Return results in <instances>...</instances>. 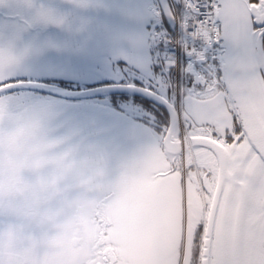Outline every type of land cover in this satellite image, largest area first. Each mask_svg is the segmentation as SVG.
Returning a JSON list of instances; mask_svg holds the SVG:
<instances>
[{
  "label": "snow or ice",
  "instance_id": "6c2138e0",
  "mask_svg": "<svg viewBox=\"0 0 264 264\" xmlns=\"http://www.w3.org/2000/svg\"><path fill=\"white\" fill-rule=\"evenodd\" d=\"M183 2L205 70H186L187 106L151 148L119 251L124 264H264V0Z\"/></svg>",
  "mask_w": 264,
  "mask_h": 264
},
{
  "label": "clouds",
  "instance_id": "9594fccd",
  "mask_svg": "<svg viewBox=\"0 0 264 264\" xmlns=\"http://www.w3.org/2000/svg\"><path fill=\"white\" fill-rule=\"evenodd\" d=\"M31 2V0H30ZM85 6L89 0H68ZM7 0H0L6 7ZM45 20L63 18L38 9ZM28 54L0 37V82ZM151 149L120 159L54 106L0 92V264H124L121 233L140 181L154 175ZM111 245L116 260L105 261Z\"/></svg>",
  "mask_w": 264,
  "mask_h": 264
},
{
  "label": "rangeland",
  "instance_id": "374dc122",
  "mask_svg": "<svg viewBox=\"0 0 264 264\" xmlns=\"http://www.w3.org/2000/svg\"><path fill=\"white\" fill-rule=\"evenodd\" d=\"M68 0H15L17 11L25 16L29 24L35 25L39 22L47 28L48 35H56L57 32L68 33L71 24L75 29L82 26L94 25L99 22V18L109 25V30L102 32L105 41L100 45H94L92 39L80 41L81 47L77 49L79 54L68 53L67 50H55L50 52V47L44 51L35 46V37H30L25 27L19 26L15 22V27L20 41L24 44L21 47L28 48V54L24 60L16 65L10 73L12 81L22 84L27 90H21V93H11L19 99H26L33 102L43 103L60 108H73V111L81 118L92 120L98 117V114L106 113V109H111V98L104 97L102 100L94 99L88 101L85 99L67 100L71 105H61L57 95L76 94L88 96L86 90L110 83V85L135 86L139 84L151 91L164 97L167 101L173 102L175 95L171 91L174 74L169 64L165 66L163 73L160 57L163 55L165 45L162 47L160 42L159 26L160 17L155 15L153 9H159L158 0H89L85 6H75L70 17H64L61 12L59 2L66 4ZM170 1V0H169ZM179 5L180 1L175 0ZM38 9H54V16L63 18V24H57L49 20L42 19L38 15ZM30 11V13H29ZM94 21V22H93ZM5 27L0 26V30ZM2 34H0L1 37ZM82 48V49H81ZM50 49V50H49ZM75 51V50H74ZM73 52V51H71ZM27 81V82H25ZM32 81H38L34 83ZM52 81L56 86L47 85ZM40 85L45 94H37L29 91L31 85ZM185 87L187 84L184 82ZM59 87V88H58ZM50 92V93H48ZM56 90L58 93L53 92ZM61 93V94H60ZM16 94V95H15ZM126 107L132 108V99ZM68 103V104H69ZM124 106V107H125ZM134 107V106H133ZM143 120L148 144L144 149L135 155L151 149L165 134L169 127L170 119L161 116L163 119V128L158 127V118L149 111L137 110ZM108 121H105L107 123ZM139 146V145H137Z\"/></svg>",
  "mask_w": 264,
  "mask_h": 264
},
{
  "label": "water",
  "instance_id": "95a60500",
  "mask_svg": "<svg viewBox=\"0 0 264 264\" xmlns=\"http://www.w3.org/2000/svg\"><path fill=\"white\" fill-rule=\"evenodd\" d=\"M158 3L160 5V9L163 12L165 20H167L169 27L171 28V30H173L175 27V20L173 19V13H172V9H170L169 1L168 0H158ZM193 81H194V77H193ZM29 84L31 85V88H29L30 90H33V91L42 90L40 85H34L31 83ZM118 88H124L123 90H126L127 92H131L134 94L137 93L141 95L142 97H145V99L147 98L151 100L152 102H154L155 104L163 106L164 109L167 111L168 117L170 119L168 128H171L174 126V124L178 123L173 106L167 103V101L163 97L159 96L158 94L152 92L149 89L145 90V89L136 88V87L130 88V87L124 86V87H118ZM27 89L22 84L16 83L8 91L27 90ZM66 98L69 99V97L67 96ZM81 98H83L82 95L80 97H76V99H81ZM71 99H74V98H71ZM185 105L187 106V100L185 101ZM59 110L62 112L63 121H65L67 126L69 127H76L78 125H83V123L87 121L96 123V124H93V127L86 126V127L81 128V130L85 135L89 136L91 139L103 145L107 149V151L111 154L113 165L117 164L122 158L133 156L134 154L133 146L131 144V140H129L133 136V134L131 132V129L129 128V123L126 120L124 121L123 119H120L119 117L114 118L112 117V115L109 116L106 113L98 114L99 115L98 117H94L92 120H87L77 115L75 111H73L72 107L71 108H60ZM100 117L108 118L109 121L103 124L102 121L99 120ZM119 130L121 132L116 134L115 132Z\"/></svg>",
  "mask_w": 264,
  "mask_h": 264
},
{
  "label": "flooded vegetation",
  "instance_id": "af4514ba",
  "mask_svg": "<svg viewBox=\"0 0 264 264\" xmlns=\"http://www.w3.org/2000/svg\"><path fill=\"white\" fill-rule=\"evenodd\" d=\"M59 3L61 4L60 5V7H61L60 10H61L63 16L66 17V18L70 17L69 15L71 14L72 10L75 9V6L69 4L68 1H66V4L63 3V2H59ZM15 4H16L15 0H7V6L6 7H0V26L2 28L5 27V26L7 27V28H4L3 30H0V34H2L1 37L18 36V34L20 32H17V29L15 27V22H18L19 26H23L24 27V25H25V21H26L25 19L26 18H25V16H22V14H20L17 11V7H16ZM49 12H51L54 15L55 10L54 9H50ZM153 12L156 14L157 9H153ZM39 24L42 26L41 28L35 27L31 31V35H33L36 38L35 46L37 48L41 47V48L44 49V48H47V45H49L48 47H50V48H54V46L56 48L65 47V42H64L63 38L66 39L68 41L67 43H69V44L71 42H73L72 41L73 38H74L73 27H72V29H69L68 33L57 32L56 35H48L47 28H51L52 25L49 24V26L44 27L41 22H39ZM70 24L72 25L71 22H70ZM59 38H62V41L61 40L59 41ZM92 42H93L94 45L97 46V45H100L101 41L99 39H92ZM23 44L24 43L22 41H20V46H22ZM160 63H161V67H162L163 73L166 75V77H167L166 79H168V74H166V72H165V66L164 65H166V64L163 62V55H161V57H160ZM9 82L12 83V85H14L17 82H21V81H17V80L16 81H12V80H10ZM25 82H27V81H25ZM32 82L38 83V81H32ZM48 84L56 86L52 81L48 82L47 85ZM104 86H112V85H110V83H102V85L97 86V87L93 86L92 88H89L86 91H92L93 89H100V88H102ZM135 86H138V87L146 89L145 87H143V86H141L139 84H136ZM52 91L55 92V93H58L56 90H52ZM29 92H33V93H37V94L39 93L40 95L41 94H45L43 92V90L29 91ZM152 92H154V91H152ZM9 93L10 94L11 93H21V90L9 91ZM51 94H53V96L55 95L56 98H59V96H60V95H57V94H54V93H51ZM115 96L116 97H124L125 101H126L125 104L130 103L128 101V99L134 100V98L136 97V96L134 97L132 95H127V94H124V95L115 94ZM67 97H69V96H67ZM104 97L111 98V101H110V105L112 106L111 109L117 110L118 112H120V113H122L124 115L126 114L130 118L134 119L135 122L140 123L143 126H144V124H147V120H143V118H141V116L139 114L135 113L134 110H132V108L126 107L125 104H119L122 100H120L118 98L112 99L113 96H107V95H103V97L92 96V97H83L82 99H85V100H88V101H92V100L98 99V98L100 100H102ZM137 98L139 100H143V99H141L139 97H137ZM59 99L62 100V101L57 102V103H59V104L61 103V105H71V104H73V103H69V101H67V100H70V99H65V98H62V97H60ZM148 102H149L148 106H153L156 109H157V106H159L158 104L156 105L155 103L151 102L150 100H148ZM158 127L159 128H163V123L162 124H158ZM144 145H146V144L142 143V145L137 146V148L135 149L136 153H138L140 150L144 149L146 147Z\"/></svg>",
  "mask_w": 264,
  "mask_h": 264
},
{
  "label": "bare ground",
  "instance_id": "6f19581e",
  "mask_svg": "<svg viewBox=\"0 0 264 264\" xmlns=\"http://www.w3.org/2000/svg\"><path fill=\"white\" fill-rule=\"evenodd\" d=\"M169 1V0H168ZM171 1V0H170ZM169 1V5H170V9H172V6H171V2ZM179 1H181V0H179ZM30 13V12H29ZM172 13H173V9H172ZM174 14V13H173ZM155 15H157V16H159L160 17V20H161V23H163L164 22V20H163V18H162V15H163V12H162V10L159 8V9H157V12H156V14ZM190 17H192V16H188V19L190 18ZM94 22V21H93ZM161 23H160V25H161ZM24 27L26 28V30L29 32L28 33V35L30 36V37H34L33 35H31V31H32V29L33 28H35V27H39V28H41L42 26L39 24V23H37V24H35V25H32V24H29V22L28 21H25V25H24ZM72 27H73V35H74V38H73V42H71L70 44L69 43H67L68 41L66 40V39H64L63 38V40H64V42H65V47H58V48H56L55 50L58 52L59 50H67L68 51V53H71V54H79V51H77V49H79V47H81V45H80V41H83V40H87V39H89V38H91V39H99L101 42H100V46L99 47H101V44L105 41V39L103 38V34H102V32L106 29V30H109V25L106 23V22H103L102 21V19H100L99 18V22L98 23H96L95 22V24L92 26V25H89V26H82V27H79L78 29H75V26L72 24L71 25V27L69 28V29H72ZM171 29V28H170ZM174 29H175V27H174ZM171 30V31H175V30ZM110 31V30H109ZM159 31H160V42H162V36H163V34H164V31H162L161 30V26H159ZM188 39H189V37H188ZM62 41V38H59V41ZM35 42H36V39H35ZM201 41H198L197 42V44L198 43H200ZM163 43V42H162ZM192 43V42H191ZM164 45H165V43H164ZM201 46V45H200ZM199 46V47H200ZM41 48V47H40ZM43 51H44V49L43 48H41ZM51 49V50H50ZM49 50H50V52L51 53H53V49L54 48H50ZM82 49V48H81ZM75 50V51H74ZM71 51H73V52H71ZM164 53L165 52H163V62L165 63V64H169L170 65V67H171V70H172V63H169V62H165V60H164ZM197 66L198 67H196V69H199V67L200 68H202V66L200 65V63L198 62V64H197ZM189 67V66H188ZM187 70V69H186ZM185 73H186V76H185V83L187 84V87H185V85H184V87H183V89H182V91L180 90L179 91V93L177 94V92L175 91V84H174V78H173V84H174V86H173V91H172V93L175 95V99L173 100V102H170V101H167L164 97V99L167 101V103H169L171 106H173V108H174V110H175V114H176V117H177V122H178V115H177V108H176V106H175V104H176V102L178 101V99H180V97H181V93L184 95V98H183V102H182V106H183V111L185 110V108H186V105H185V101L187 100L186 99V93L188 92V90L190 89V87L192 86H190V84H189V82L191 81V79H192V84H193V77H191L190 76V74L187 72V71H185ZM172 74H173V72H172ZM124 86H126V85H124ZM123 85H113V86H104V87H102V88H100V89H93L92 91H88L87 92V94H88V96H85V95H82L83 97H92V96H100V97H102L103 95H113V94H128V95H132V96H138V97H141V98H144L145 99V97H142L141 95H139V94H137V93H131V92H127L126 90H123L124 88H118V87H124ZM126 87H130V88H141V87H138V86H126ZM142 89H144V88H142ZM147 89V88H146ZM145 89V90H146ZM95 90V91H94ZM50 93V92H49ZM70 96H69V99L71 100V98H74V99H76V97H80V95H76V94H72V93H70L69 94ZM159 95V94H158ZM65 95H60L59 96V98L60 97H62V98H65V99H68V98H66V96L64 97ZM160 96V95H159ZM162 97V96H161ZM147 99V98H146ZM151 101V100H150ZM152 102V101H151ZM154 103V102H153ZM157 105V104H156ZM160 107H162L163 109H164V107L163 106H161V105H159ZM107 111H106V114L107 115H112V117H116V118H120V119H123L124 121L126 120L128 123H129V128L131 129V132H132V134H133V136L129 139V140H131V144H132V146H133V151H134V148L135 147H137V145H142V143L143 144H148V138H147V135H146V129H145V127L142 125V124H140V123H137V122H135V120L134 119H132V118H130L129 116H127L126 114L124 115V114H122V113H120V112H118L117 110H110V109H106ZM165 110V109H164ZM166 111V110H165ZM166 113H167V111H166ZM167 116H168V114H167ZM108 117V116H107ZM99 120H101L102 121V123L104 124L105 123V121H109L108 120V118H102V117H100L99 118ZM93 124H96L95 122H91V121H87V122H84L83 123V125H78V126H76V127H78V128H83V127H86V126H90V127H93ZM178 124V123H177ZM169 129V128H168ZM121 131L119 130V131H117V132H115L116 134L117 133H120ZM133 155H135V151H134V154Z\"/></svg>",
  "mask_w": 264,
  "mask_h": 264
},
{
  "label": "built area",
  "instance_id": "2783aa9c",
  "mask_svg": "<svg viewBox=\"0 0 264 264\" xmlns=\"http://www.w3.org/2000/svg\"><path fill=\"white\" fill-rule=\"evenodd\" d=\"M171 6L173 9V13L175 14V31H171L166 22L164 21L161 23V30L164 31L162 36V42L165 43V47L163 52L164 53V60L165 62L172 63V72L174 74V84H175V91L177 94L179 91L184 87V81L186 76V69L189 65H195L196 67L198 61H195L192 56L189 55L187 51L188 47L191 44V41L188 39V34L184 28V21L188 19V16H193V13L185 7L183 0L180 1L179 5L176 3L175 0H171ZM206 0H201V3H205ZM201 45V46H200ZM200 48L204 47V42L201 41L197 44ZM205 70L203 68L197 69V71ZM181 97L176 102L175 106L177 108V114L183 113V98L184 95L181 93Z\"/></svg>",
  "mask_w": 264,
  "mask_h": 264
},
{
  "label": "trees",
  "instance_id": "16d2710c",
  "mask_svg": "<svg viewBox=\"0 0 264 264\" xmlns=\"http://www.w3.org/2000/svg\"><path fill=\"white\" fill-rule=\"evenodd\" d=\"M170 85H172V87H171V91H172L173 90V86H174L173 81L171 82ZM107 96H113L112 99L118 98V99L122 100L119 104H125V102H126L124 97H116L115 94H113V95H107ZM137 97L138 96H136L134 98V100H132V103H131L132 108H135V109L137 108V110H139V109L140 110H143L144 109L143 111H146V112L149 111L150 113L154 114V116L156 118H158L159 124H162L163 123V119H162L161 116L168 117L166 111L162 107L157 106V109H156L153 106H148V104H149L148 100L149 99L147 100V99H144V98L139 97V98L143 99V100H139ZM112 110H114V109H112Z\"/></svg>",
  "mask_w": 264,
  "mask_h": 264
}]
</instances>
